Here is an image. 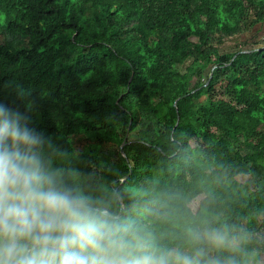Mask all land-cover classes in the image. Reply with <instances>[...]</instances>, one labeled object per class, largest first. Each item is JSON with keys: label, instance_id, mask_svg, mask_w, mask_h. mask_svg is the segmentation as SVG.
<instances>
[{"label": "trees", "instance_id": "1", "mask_svg": "<svg viewBox=\"0 0 264 264\" xmlns=\"http://www.w3.org/2000/svg\"><path fill=\"white\" fill-rule=\"evenodd\" d=\"M263 30L264 0H0V104L93 186L214 182L215 207L264 236Z\"/></svg>", "mask_w": 264, "mask_h": 264}, {"label": "clouds", "instance_id": "2", "mask_svg": "<svg viewBox=\"0 0 264 264\" xmlns=\"http://www.w3.org/2000/svg\"><path fill=\"white\" fill-rule=\"evenodd\" d=\"M217 187L93 186L0 104V264H264V236L215 207Z\"/></svg>", "mask_w": 264, "mask_h": 264}, {"label": "rangeland", "instance_id": "3", "mask_svg": "<svg viewBox=\"0 0 264 264\" xmlns=\"http://www.w3.org/2000/svg\"><path fill=\"white\" fill-rule=\"evenodd\" d=\"M251 35H253L251 33ZM261 36L258 35L257 38L253 39V41H255L256 39L258 40L259 38V41H263L264 40V30H263V33L260 34ZM239 40H241L240 37H231L229 38L228 40H226L224 43H222L221 45H219V49L221 51H232L234 49H236L237 47L240 46V42ZM0 43H3V39L0 38ZM178 69L180 71H184L183 67H178ZM72 141H73V144L76 148V150L79 152L83 151L87 146L88 144L90 143L83 135H76L72 138ZM237 180H239L240 182H250L251 183V176L250 175H246V174H240V175H237Z\"/></svg>", "mask_w": 264, "mask_h": 264}]
</instances>
